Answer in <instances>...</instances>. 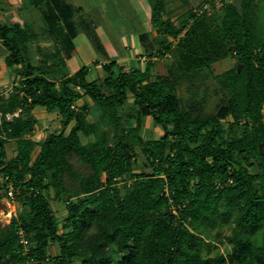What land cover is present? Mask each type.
Listing matches in <instances>:
<instances>
[{"label": "trees", "instance_id": "1", "mask_svg": "<svg viewBox=\"0 0 264 264\" xmlns=\"http://www.w3.org/2000/svg\"><path fill=\"white\" fill-rule=\"evenodd\" d=\"M150 3L156 35L140 37L150 58L170 53L166 73L154 74L152 59L129 70L113 59L102 63L105 75L89 80V65L70 73L60 52L72 46L70 38H55L61 46L53 50L38 45L36 61L30 44L38 32L0 21L6 63L20 65L1 108L23 112L0 127L18 147L7 159L0 136V196L12 185L23 206L0 233V264H75V258L81 264H264L263 4L243 0L241 12L232 0L213 12L191 8L176 24L165 14V0ZM230 55L237 63L214 75L221 93L215 108L206 112L201 101H184L181 84ZM84 94L100 107L93 121L89 104L78 103ZM37 105L58 109L64 130L41 140L28 136L39 121L32 113ZM149 116L164 132L144 139L134 131ZM138 143L151 171H133ZM72 155L90 171L76 172ZM73 173L71 187L66 175ZM51 187L66 201L61 232L46 194ZM231 211V232L212 234ZM223 234L229 253H213L216 243L208 237ZM53 241L60 251L51 256Z\"/></svg>", "mask_w": 264, "mask_h": 264}, {"label": "crops", "instance_id": "2", "mask_svg": "<svg viewBox=\"0 0 264 264\" xmlns=\"http://www.w3.org/2000/svg\"><path fill=\"white\" fill-rule=\"evenodd\" d=\"M107 1L0 0V21L18 22L22 27L28 25L38 32L37 37L40 39L30 44L36 61L40 56L38 45L53 50L55 45L61 46L55 38H70L72 46H62L60 52L65 55L70 73H74L84 64L89 65V80L95 79L94 76L89 77L94 69L100 70L102 63L113 59L126 70L145 68L148 51L140 35L143 32H147L150 38L156 35L150 0H126L127 4H133L135 8L138 5L139 10L135 15H120L117 10L121 4L119 0H114L113 3L109 0L110 9L107 10ZM97 6L102 8L101 11L96 10ZM7 53L8 50L0 39V88L9 91L20 78L17 71L20 65L14 66L16 70L8 66ZM83 101L87 102L90 108L87 119H97L100 107L87 94H84L78 103ZM51 112L59 110H48L41 105L32 109L39 121L47 119ZM59 116L62 118L60 112ZM72 122L70 127L75 121Z\"/></svg>", "mask_w": 264, "mask_h": 264}, {"label": "rangeland", "instance_id": "3", "mask_svg": "<svg viewBox=\"0 0 264 264\" xmlns=\"http://www.w3.org/2000/svg\"><path fill=\"white\" fill-rule=\"evenodd\" d=\"M97 1L100 2L101 0H97ZM207 1H212V0H165V4H166L165 14H167V16H170L176 24H180V19L182 18L183 13L185 11L191 8L195 11L197 9H201L202 5ZM226 1L227 0H224V3ZM260 1L262 2L264 7V0H260ZM113 2L114 0H112V3ZM119 2L121 4L117 7V10L120 15L122 13L123 14L125 13V15L128 14L135 15V12L139 10L138 5H136L135 8L133 4L130 5L127 4L126 0H119ZM106 6L108 7L107 10H109L110 9L109 0L106 2ZM101 9H102L101 7L98 6L96 7L97 11H101ZM146 55L148 57L146 61L152 59L151 61L154 64L152 66V72L154 74L166 73L168 71V63L172 59L170 53H167L165 57H161L158 53L153 55L151 58L149 54ZM236 63H237V57L235 55H230L228 57L223 58L222 60L215 62L210 68H204L200 72V74L195 77V80L193 82L190 81L183 82L180 86L179 94L183 97L184 101H186L187 103L191 102L192 100L201 101L200 105L202 110L206 112L212 111L215 108L217 101L221 97V93L218 87V82L214 77V75L233 67ZM114 68L117 71V67L115 66ZM103 75H105V71L101 66L100 70L94 69L91 75H89V77L93 78L94 76L95 78H98V77H102ZM12 90L13 89L8 91V89L6 88H0V127H2L4 121L14 119L15 117L23 113L20 111V109H17L14 112H7L1 108L2 101L4 100L5 97L8 96L10 92H12ZM132 100L133 97L130 96L129 101L131 102ZM228 119L230 122L234 121L232 116H229ZM91 120L93 121V119ZM62 125H63L62 118L59 116V112H51L47 119L40 120L38 121V123H36L34 131L31 134H28V136L34 138L35 140H41L44 139L50 132H58L60 129L64 130V127ZM132 125L137 126L136 122L132 123ZM139 127H140L139 130L134 131V133L137 134L140 133L139 135L144 139L151 137L157 138L161 136L164 132L161 126L153 123V119L151 116L147 117L145 123ZM69 130H70V125H68L65 128V133H68ZM1 131H0V136L4 137L5 139L4 145L6 149V158L8 159L17 154L18 151L17 141L14 138H10L6 134V132H4V130L3 132ZM110 137L112 139L111 141L113 142V139L115 137L114 132H111ZM82 138L84 142L88 140V138H86L85 135H82ZM141 145H142L141 143H138L136 145V150H137V153L135 155L136 163L133 166V171L135 172H139L142 170L151 171L152 168L147 162L145 155L141 150L142 147ZM39 149H40V145L37 144L33 151L34 156L37 154ZM71 160L73 161L74 164L73 168L76 172L87 171V170L90 171L89 166L82 163L76 155H72ZM74 175H75L74 173L73 176L72 174L66 175V180L67 182L69 181L68 184L71 187H73L76 184V181L74 180L75 179ZM0 192H3L2 189H0ZM46 194L49 197L53 210L57 216L60 232H61L64 230L65 217L67 216L66 201L63 198L57 197L55 194V190L52 187L46 191ZM1 195L2 196H0V233L6 226L10 224L12 217L20 216L21 211L23 209L22 203L17 199H15L14 197L10 196V194L6 195L5 193H2ZM234 215H235L234 211H231L229 214H227L226 218L228 222H225V224L221 227H216L211 229V233L215 234L218 229L222 230L223 233H227V234L230 233L231 226L234 224ZM20 238L21 241L22 239H25V233L23 232V230L20 231ZM208 238L209 239L212 238L216 243L213 253H217V252H222L225 254L229 253L231 249V244L227 242L226 238L224 237V234L219 236V238H213L210 236ZM59 251H60L59 242L53 241L49 247V254L51 256L56 255L59 253ZM74 263L81 264V259L75 258ZM29 264H36V263L30 261Z\"/></svg>", "mask_w": 264, "mask_h": 264}, {"label": "built area", "instance_id": "4", "mask_svg": "<svg viewBox=\"0 0 264 264\" xmlns=\"http://www.w3.org/2000/svg\"><path fill=\"white\" fill-rule=\"evenodd\" d=\"M224 5V0H212V1H207L205 2L201 9H197L196 12L197 13H203V12H213L215 10H219L222 6ZM74 106V105H73ZM8 193L10 194V196L13 197L14 195V188L12 185H9L8 188ZM23 242H27V239H22Z\"/></svg>", "mask_w": 264, "mask_h": 264}, {"label": "water", "instance_id": "5", "mask_svg": "<svg viewBox=\"0 0 264 264\" xmlns=\"http://www.w3.org/2000/svg\"><path fill=\"white\" fill-rule=\"evenodd\" d=\"M242 2L243 0H232V3L236 6L238 12H241L242 10ZM62 129H60L58 132H60Z\"/></svg>", "mask_w": 264, "mask_h": 264}]
</instances>
